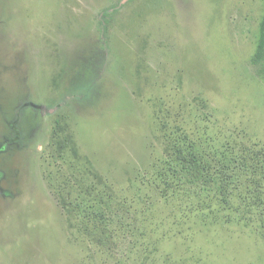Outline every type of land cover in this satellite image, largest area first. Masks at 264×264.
I'll use <instances>...</instances> for the list:
<instances>
[{
  "label": "rangeland",
  "instance_id": "obj_1",
  "mask_svg": "<svg viewBox=\"0 0 264 264\" xmlns=\"http://www.w3.org/2000/svg\"><path fill=\"white\" fill-rule=\"evenodd\" d=\"M262 15V0H0V264H264L238 168L264 154ZM184 134L227 203L166 175ZM119 207L137 230L116 263L96 226L120 239L98 220Z\"/></svg>",
  "mask_w": 264,
  "mask_h": 264
},
{
  "label": "trees",
  "instance_id": "obj_2",
  "mask_svg": "<svg viewBox=\"0 0 264 264\" xmlns=\"http://www.w3.org/2000/svg\"><path fill=\"white\" fill-rule=\"evenodd\" d=\"M262 2L263 15L258 28V39L252 62L264 66V0ZM175 138L176 143L170 146L168 155L169 163L173 167L170 164L167 165L166 168L169 172L166 175H173L183 185L189 187L192 191L191 195L196 196L194 190H198L200 194L214 195L215 198H220L223 204L227 203L228 178H222L220 174H215L211 170L204 150L190 141L186 134L175 135ZM238 168L249 174L250 182L253 185L250 207L255 211L259 222L264 224V154L261 156L256 153L248 154L247 159L244 156L240 160ZM223 173L226 175L225 172ZM98 220L100 222L106 220L108 225L122 229V237L115 240L108 229H100V224L96 226L99 233V245L111 255L116 263L122 262L128 255L132 237L137 230V226L133 222V215L130 211L119 207L110 209L106 219L100 214Z\"/></svg>",
  "mask_w": 264,
  "mask_h": 264
}]
</instances>
